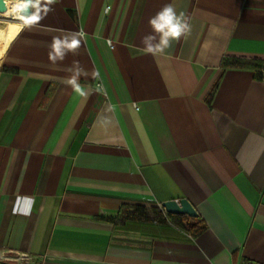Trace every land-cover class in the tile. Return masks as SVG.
<instances>
[{"label": "crops", "instance_id": "crops-1", "mask_svg": "<svg viewBox=\"0 0 264 264\" xmlns=\"http://www.w3.org/2000/svg\"><path fill=\"white\" fill-rule=\"evenodd\" d=\"M169 3L190 30L150 54ZM20 17L0 16V264H264V0H32ZM181 199L195 237L105 220Z\"/></svg>", "mask_w": 264, "mask_h": 264}, {"label": "trees", "instance_id": "trees-1", "mask_svg": "<svg viewBox=\"0 0 264 264\" xmlns=\"http://www.w3.org/2000/svg\"><path fill=\"white\" fill-rule=\"evenodd\" d=\"M244 67H252L255 69L257 77L261 74L260 70L262 67L256 62L224 59L221 64L222 70L238 69ZM215 89L216 85L212 88L209 96L214 93ZM105 220L109 221L115 226H122L127 222L135 224L146 223L155 224L158 226H171L174 229L189 234L192 237L197 236L205 229L198 217L189 218L186 216L168 215L157 208H146L143 206L126 207L121 209L115 218H107Z\"/></svg>", "mask_w": 264, "mask_h": 264}, {"label": "clouds", "instance_id": "clouds-1", "mask_svg": "<svg viewBox=\"0 0 264 264\" xmlns=\"http://www.w3.org/2000/svg\"><path fill=\"white\" fill-rule=\"evenodd\" d=\"M149 25L152 31L142 37V44L146 52L156 55L164 54L171 43L186 34L190 30V25L183 16V13H177L171 3L165 5L155 16L150 18ZM74 75L67 82L71 84L77 93L81 96H87L89 93L77 80L81 74V69L77 68Z\"/></svg>", "mask_w": 264, "mask_h": 264}, {"label": "water", "instance_id": "water-1", "mask_svg": "<svg viewBox=\"0 0 264 264\" xmlns=\"http://www.w3.org/2000/svg\"><path fill=\"white\" fill-rule=\"evenodd\" d=\"M23 2V5L19 7L18 15L23 17L24 19H28L31 13V2L32 0H19ZM7 4L6 0H0V16L7 12ZM163 211L168 215L175 216H186L189 218H196L197 214L194 208L190 205V203L185 200H171L164 202L160 205Z\"/></svg>", "mask_w": 264, "mask_h": 264}, {"label": "bare ground", "instance_id": "bare-ground-1", "mask_svg": "<svg viewBox=\"0 0 264 264\" xmlns=\"http://www.w3.org/2000/svg\"><path fill=\"white\" fill-rule=\"evenodd\" d=\"M13 2V1H12ZM20 3V5H22L23 4V2L22 1H20L19 2ZM6 4H7V8L8 9H10V4H9V2L7 1L6 2ZM14 11V10H13ZM15 12V11H14ZM12 13L10 10H7V12L4 14L7 18L9 17V18H11V19H16V18H19L20 16H18V14L17 13ZM21 18V17H20ZM8 25V24H7ZM16 29H17V26L16 25H9V26H7V30L8 31H16Z\"/></svg>", "mask_w": 264, "mask_h": 264}, {"label": "built area", "instance_id": "built-area-1", "mask_svg": "<svg viewBox=\"0 0 264 264\" xmlns=\"http://www.w3.org/2000/svg\"><path fill=\"white\" fill-rule=\"evenodd\" d=\"M36 1H39V0H36ZM22 5H23V4H22ZM22 5H21V6H22ZM108 44H109V43H108ZM260 80H261V81H264V72H262V75H261V77H260Z\"/></svg>", "mask_w": 264, "mask_h": 264}, {"label": "rangeland", "instance_id": "rangeland-1", "mask_svg": "<svg viewBox=\"0 0 264 264\" xmlns=\"http://www.w3.org/2000/svg\"><path fill=\"white\" fill-rule=\"evenodd\" d=\"M14 258V257H13Z\"/></svg>", "mask_w": 264, "mask_h": 264}]
</instances>
